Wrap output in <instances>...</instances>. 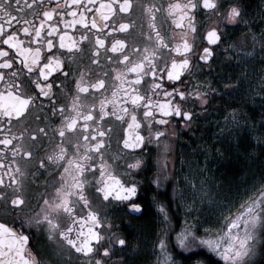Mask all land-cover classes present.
<instances>
[{
	"label": "snow or ice",
	"instance_id": "snow-or-ice-1",
	"mask_svg": "<svg viewBox=\"0 0 264 264\" xmlns=\"http://www.w3.org/2000/svg\"><path fill=\"white\" fill-rule=\"evenodd\" d=\"M259 7L264 11V0ZM161 17L171 18V36ZM231 25L252 36V52H242L241 44L220 47ZM0 44V206L7 213L0 216V264H57L41 257L64 248L89 257V264H129V240L113 231L125 225L110 213L142 216L138 194L149 183L164 228L159 254L164 264H180L169 252L175 229L168 204L158 199L162 179L174 182L172 199L185 209L175 246L197 253L183 264H264V175L239 203L223 200L218 190L241 160L239 145L235 154L197 147L170 168L165 139L169 124L194 132L197 117L221 113L222 121L205 120L222 125L215 137L221 142L238 129L264 133V76L254 89L247 68L256 51L264 54V20L256 27L245 0H0ZM12 50L22 68L9 58ZM233 51L240 54L225 59L244 71H216L214 61ZM253 91L259 128L225 99ZM33 109L43 110L33 117L38 126L28 120ZM261 147L257 157L264 161ZM248 175L242 168L235 179ZM41 176L34 192L32 181ZM209 223L219 231L201 233ZM202 248L218 259L200 258ZM152 250L157 254L154 242Z\"/></svg>",
	"mask_w": 264,
	"mask_h": 264
},
{
	"label": "flooded vegetation",
	"instance_id": "flooded-vegetation-1",
	"mask_svg": "<svg viewBox=\"0 0 264 264\" xmlns=\"http://www.w3.org/2000/svg\"><path fill=\"white\" fill-rule=\"evenodd\" d=\"M24 0H21V3L23 4ZM29 3H31V0H28ZM45 2H47V0H45ZM61 2H63V0H61ZM262 2V0H245V7H246V11L248 14L253 15V18L255 20V25L256 27H259L260 23L262 22V20H264V11L261 10V8L259 7L260 3ZM55 19V18H54ZM160 23H162L164 25V28L167 30V33L169 36H171L173 29L175 28L174 25H172L171 23V18H168L167 21L164 20L163 17L160 18ZM257 30V34L259 33V28L256 29ZM77 35H79V33H76ZM133 36L136 35V33L134 32L132 34ZM21 39L22 40H27L28 38L25 37L22 33L20 34ZM246 36L250 37L251 35L248 33V31L243 27V25H231L229 27V31L227 34V38H226V43L220 45V47L223 49L225 47L228 46H232L234 45V43L236 41H239L243 38H245ZM0 46H2V44H0ZM25 47H33L35 46L34 44H28L26 43L24 45ZM260 46H258L259 48ZM62 51H67V50H62ZM12 55L9 58H12L14 60V63L17 64V67L22 68L23 66L19 63V61L15 60V53L14 50H12ZM255 55L257 58H260L262 56H264V54L260 53L259 51L255 52ZM226 56H231L230 53H221L220 56L217 58L216 61H214V63L217 65L216 67V71H220L221 69H223L225 72H228V67H225V65H228L229 60L225 59ZM23 58L21 57V60ZM25 74H27V70L24 69ZM208 74L205 73V76H207ZM187 78V77H185ZM209 79H211V77H209ZM227 82V81H226ZM147 83H150V81H148ZM58 91V90H57ZM215 103V102H213ZM210 111H213L210 109ZM43 112V110H37V109H33L32 113L30 114L28 120L31 122L32 126H38L36 124V121L33 119V117H39L41 115V113ZM222 114V113H221ZM221 116V115H220ZM220 116H215L213 117V119L218 120ZM198 122L193 126L195 131H185L182 128H179L178 124L179 122L177 121L176 124H169L168 127V132H169V136L166 137L165 139L169 140L170 144H171V148L169 149L168 152V156H169V167H172L173 162H175V165L177 168H179V161H180V149L181 148H185L184 144L186 141L189 140V138L201 133H205L207 131L208 128L211 127V123H205V120L211 121L212 120V116L209 115L208 117H197ZM22 127H27L28 124L27 123H22L21 125ZM175 132L176 135L172 136V133ZM199 137V136H198ZM113 147L111 149H109V153L113 156H115V140H113ZM191 144V141L189 143V145ZM159 155V150L153 146L152 148V159L153 162L155 163V160L157 158V156ZM106 160H108V157H105ZM109 164H115V160H108ZM150 175L153 176V178H155V169L150 170ZM99 175V173H97V176ZM163 174H161V178H162ZM45 181V177L41 176L40 181H32V190L35 192L37 191L35 188V185L37 183H40L41 185H43ZM165 187L163 189H161L159 191V195H158V199L167 203L169 206V211L172 214V218L177 219V212H179V210H177V205H180V200H176L173 201L172 199V190L174 187V182H169V181H163ZM154 186H151V184L149 183L147 187L144 188V191L142 194H138L142 204H143V215L139 216V215H134V214H129L128 212H126L125 210L121 209L119 211H115L110 213L111 217H122V220L120 219H116L114 220V223L116 224H120L123 223L125 225V227H121V228H114L113 231L114 232H118V233H123L127 238L130 237V235L135 234V228L140 227L141 223H145V222H154V224L156 225V223L158 222V218H157V209L156 207L151 203V198L149 197L148 193L151 190V188ZM39 190H43V188L41 187V189ZM135 202V201H134ZM95 203V202H94ZM27 213H22V215H26ZM7 215L6 210L0 206V216H4ZM178 217H181L178 216ZM108 221L106 220L105 223H107ZM129 240V239H128ZM150 243V241L146 242V249H148V244ZM129 244H130V248L128 249L129 252L132 251L133 246L130 243L129 240ZM41 259H44L46 261H51V260H56L57 264H89V257L85 256L84 254H75V250L74 249H69V248H64L62 251H58L53 253L51 256L45 255L43 257H41ZM94 259V258H93Z\"/></svg>",
	"mask_w": 264,
	"mask_h": 264
},
{
	"label": "rangeland",
	"instance_id": "rangeland-1",
	"mask_svg": "<svg viewBox=\"0 0 264 264\" xmlns=\"http://www.w3.org/2000/svg\"><path fill=\"white\" fill-rule=\"evenodd\" d=\"M257 32V30H255ZM237 44H241V45H245V48L242 49V52H252L253 51V39L252 36L248 37L246 36L245 38L236 41L234 43V45ZM258 46H260L259 41H256L255 47L258 49ZM236 54H240V53H235V51L230 52L231 56H234ZM231 64L230 68H235L236 66V62L235 60H231L228 62V65ZM241 70L240 72L244 71L243 67H239ZM248 71H249V75L251 77H253V88L256 89L257 85L259 84V77L260 76H264V72H262L261 70L264 69V62L262 61V57L257 58L256 55H254V59L247 65ZM250 95L249 97H251L252 99H256L259 100V96L258 94L253 91V92H249ZM248 98V96L246 97ZM256 105V104H255ZM261 115V114H260ZM260 115L259 117H257L258 120L256 121H247V123L251 124L253 122L257 123V128L261 127L259 125V120H260ZM212 120H213V116H212ZM222 125L219 124H212L211 123V127L207 129V131L205 133H201L198 135H195L191 137V144L187 147V148H181L180 149V153L185 155L186 157L188 156V154L196 149L197 147L200 148H209L210 150H212L213 152L219 151L220 149V145L221 141H218V143L213 145V140L216 136L220 135L219 129ZM240 131H247L248 133H250L253 141L255 142L256 145H258L260 143V147L264 146V133H261L260 131L257 130H253V131H248L247 129H238ZM212 132V134H211ZM209 134V136H208ZM234 134V133H233ZM213 135V136H212ZM199 136V137H198ZM208 136V137H207ZM232 137H234V135H232ZM258 137H260V139H258ZM208 138V139H206ZM216 139V138H215ZM211 140V141H208ZM229 142V139H226V142ZM234 145V144H233ZM221 152V151H219ZM191 158V157H189ZM203 159V157H197V159ZM257 173L259 174L258 170ZM252 173H250L251 175ZM252 176H255L254 173L252 174ZM250 176V177H243L242 179H239L238 182L234 181L233 179L228 180V183L226 182L223 186H221L218 190V195H220L221 199L223 200H227L229 202H235V203H239V200L247 195V193L250 191V188L252 186L253 180L254 178ZM256 177V176H255ZM247 178L250 179L249 182H247ZM182 202L180 201V204ZM177 210H179V212H177V219L172 218V223L174 226V231H172L169 234V240L172 242L171 248H169V252H171L174 255H177L179 252H181L184 255H188L191 253H195V252H191V253H184L181 251V249L177 246H175V233L180 231L181 225L184 222V217H185V209L182 207H179V205H177ZM235 211V209L233 210ZM181 217H178L180 216ZM193 215H196L195 212H193ZM209 215H211V212H209ZM189 220H191V217L188 218ZM203 227H212L214 230L219 231V224L217 223H209V224H205L202 226L201 229V233L203 231ZM226 227V225H225ZM156 237L153 239V241L151 240L150 243L148 244V249H147V254L150 255V260L151 263L150 264H164V256L162 254H159V236H162L164 234V228L162 225L158 224V222L156 223ZM200 234V233H198ZM153 242L155 243L156 246V253L157 254H153ZM202 251V252H201ZM199 252L202 253L203 256H207V255H211L210 253H208L207 248H202L199 249ZM176 260L180 261V264H182V260L179 257H174ZM215 259H218L215 257ZM221 264H223V262L221 261Z\"/></svg>",
	"mask_w": 264,
	"mask_h": 264
},
{
	"label": "trees",
	"instance_id": "trees-1",
	"mask_svg": "<svg viewBox=\"0 0 264 264\" xmlns=\"http://www.w3.org/2000/svg\"><path fill=\"white\" fill-rule=\"evenodd\" d=\"M262 61L264 62V56H262ZM240 70L241 69L239 67H235L234 69L230 68V70L228 67V72H233V74L240 73ZM249 96L250 95H248V98L246 97L242 98L240 95H238V93H236L235 97L231 99L229 98H225V99L229 100L228 109L234 108L239 104L242 106L243 111L248 114V121H256L258 120L257 117H259V115L261 114L260 100L252 99ZM222 119H223V113L221 114L219 121H222ZM233 135L234 137L228 138L229 142L225 141L219 144L218 143L219 140L215 138L212 141L213 145L216 143L220 145L219 151L221 152L227 151V152H231L232 154H235L236 145H239L241 160L238 162L236 167L224 173L226 177H229V179H227L226 182L228 183V180L230 179H233L234 181L238 182L239 179L237 180L235 179V177L239 176L242 168H247L249 170V175L247 177L252 176L253 173L255 176L264 175V161L260 160L259 157H257L262 150V147H260V143L256 145L250 133H248L247 131L237 130ZM208 141H211V140H208ZM236 155L239 156V153H237ZM247 156H250L251 159L248 161H245ZM257 170L259 174L257 173ZM250 173L252 174L250 175ZM255 176H252V177L255 178ZM249 181L250 179L247 178V182ZM156 230H157L156 225L154 224V222H150V221L149 222L147 221L143 224L141 223L140 227L136 226L135 228L136 233L130 235V237L128 238L130 240L131 245L133 246L132 251L127 253L129 264H150L151 263L150 255L146 253L147 252L146 242L147 241L149 242L151 240L153 241V239L156 237ZM201 252L198 253V256L200 258L207 259L209 256L211 259L215 260L214 256L213 257L211 255L203 256ZM196 254L197 253L195 252V253H191L188 255H184L181 252H179L177 255L173 254V256L181 258L182 264H183V262L187 260L190 256H193ZM195 258L196 257H191L190 259H195Z\"/></svg>",
	"mask_w": 264,
	"mask_h": 264
},
{
	"label": "bare ground",
	"instance_id": "bare-ground-1",
	"mask_svg": "<svg viewBox=\"0 0 264 264\" xmlns=\"http://www.w3.org/2000/svg\"><path fill=\"white\" fill-rule=\"evenodd\" d=\"M180 202V201H179Z\"/></svg>",
	"mask_w": 264,
	"mask_h": 264
}]
</instances>
